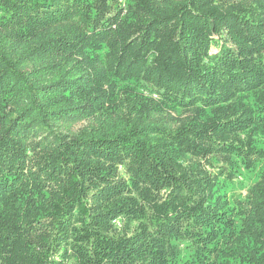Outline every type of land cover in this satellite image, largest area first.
<instances>
[{"label":"trees","instance_id":"16d2710c","mask_svg":"<svg viewBox=\"0 0 264 264\" xmlns=\"http://www.w3.org/2000/svg\"><path fill=\"white\" fill-rule=\"evenodd\" d=\"M258 128L264 0H0V264H264Z\"/></svg>","mask_w":264,"mask_h":264},{"label":"rangeland","instance_id":"374dc122","mask_svg":"<svg viewBox=\"0 0 264 264\" xmlns=\"http://www.w3.org/2000/svg\"><path fill=\"white\" fill-rule=\"evenodd\" d=\"M126 1V0H123ZM216 49V48H215ZM258 133L252 132V143L259 149H264V128H258ZM234 165L237 166V170L234 171L236 175L235 179L226 181V188L221 191L228 196L231 202L236 201L247 196L249 187L258 179L259 173L263 167L262 163H257L254 167L247 169L241 166L242 160L238 154L233 156ZM119 226L120 220L115 221Z\"/></svg>","mask_w":264,"mask_h":264}]
</instances>
